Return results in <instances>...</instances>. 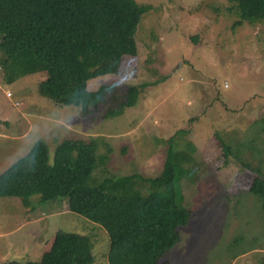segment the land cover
I'll return each mask as SVG.
<instances>
[{
    "label": "rangeland",
    "instance_id": "1",
    "mask_svg": "<svg viewBox=\"0 0 264 264\" xmlns=\"http://www.w3.org/2000/svg\"><path fill=\"white\" fill-rule=\"evenodd\" d=\"M135 1L145 9L136 55L117 74L90 80L91 93L109 89L78 107L46 88L42 63L18 58L0 36V174L38 140L54 152L59 141L98 139L91 187L165 197L170 185L155 180L172 139L191 221L165 260L264 264V200L251 191L264 176V24L234 28L228 0ZM143 84L123 109L129 89ZM84 212L66 193L1 197L0 264L45 255L54 264H109V237Z\"/></svg>",
    "mask_w": 264,
    "mask_h": 264
},
{
    "label": "trees",
    "instance_id": "2",
    "mask_svg": "<svg viewBox=\"0 0 264 264\" xmlns=\"http://www.w3.org/2000/svg\"><path fill=\"white\" fill-rule=\"evenodd\" d=\"M228 1V12L238 19L234 28L264 24V0ZM144 15L145 9L135 0H0V36L16 46L18 58L24 53L42 63L48 74L46 88L66 105L78 107L90 96L100 99L109 89L103 85L91 93L90 80L117 74L123 60L136 55V35ZM147 87L132 86L122 108L134 107ZM98 146V139H66L57 142L52 152L38 140L0 174V198L71 194L85 207L83 217L107 233L109 264H172L165 257L191 221L183 206L173 140L155 180L169 184V194L152 199L110 196L102 187H91ZM99 160L104 163V158ZM251 191L264 200L261 173ZM6 264L54 263L45 255L39 261Z\"/></svg>",
    "mask_w": 264,
    "mask_h": 264
},
{
    "label": "built area",
    "instance_id": "3",
    "mask_svg": "<svg viewBox=\"0 0 264 264\" xmlns=\"http://www.w3.org/2000/svg\"><path fill=\"white\" fill-rule=\"evenodd\" d=\"M7 96H8V97H11V93H8Z\"/></svg>",
    "mask_w": 264,
    "mask_h": 264
}]
</instances>
